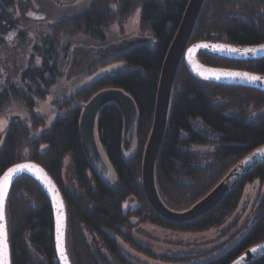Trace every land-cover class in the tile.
Returning <instances> with one entry per match:
<instances>
[{"label": "trees", "instance_id": "obj_1", "mask_svg": "<svg viewBox=\"0 0 264 264\" xmlns=\"http://www.w3.org/2000/svg\"><path fill=\"white\" fill-rule=\"evenodd\" d=\"M188 1L91 0L85 10L74 13L69 7L52 5L50 0H0V52L3 58L12 57L0 69V116L13 102L22 106L23 113L9 121L0 142V175L11 165L31 161L51 177L65 205L66 248L71 264H136L124 255L120 243L152 255L134 240L132 233L137 226L207 232L233 216L248 185L257 183L264 188L263 162L208 213L181 224L160 218L145 198L141 163L160 70ZM136 11L140 36L134 39L141 41L96 62L86 75L117 62L121 64L119 71L99 77L68 98L52 99L49 121L37 115L36 106L65 78L67 58L76 47L71 41L79 38L77 48L86 49V41L105 40L104 32L115 24L124 35L122 25ZM42 12L47 14L45 19L40 17ZM200 41L263 44L264 0H205L188 44ZM197 58L207 66L264 75V59L231 61L207 53H199ZM108 89L120 90L133 100L137 121L134 148L125 157L119 108L108 103L99 111L95 134L111 173L102 179L83 152L78 123L82 106ZM263 144L264 93L199 80L181 61L154 165L160 201L175 212L189 209L238 161ZM203 147L207 152L197 150ZM65 159L68 164L64 169ZM5 215L11 264H58L50 205L32 179L23 176L13 183ZM251 216L252 226L241 240L204 264H229L247 248L264 242V198L254 202ZM250 264H264V257Z\"/></svg>", "mask_w": 264, "mask_h": 264}, {"label": "water", "instance_id": "obj_2", "mask_svg": "<svg viewBox=\"0 0 264 264\" xmlns=\"http://www.w3.org/2000/svg\"><path fill=\"white\" fill-rule=\"evenodd\" d=\"M204 1H188L176 33L166 51L156 90L151 130L142 155L141 183L145 198L154 213L165 221L174 224L191 222L208 213L231 193L234 187L249 172L264 162L263 144L238 161L206 196L182 212L169 210L158 197L154 182V165L165 131L174 79L181 61L187 71L199 80L213 84L249 88L264 93V75L244 70L211 67L198 60L197 55L199 53H207L231 61H258L264 59V51H257L255 53L244 52V49L249 48L260 49L264 47V43L244 46L232 45L220 41H200L189 45V39ZM135 41L141 40L129 38L110 43L104 47L95 49L86 48L85 51H93L99 59L97 62H99L102 59L124 51ZM231 48L238 49L239 51L231 52L227 50ZM229 74L239 75L232 76ZM245 74L248 77H259V79L255 81L247 79L245 78ZM108 103L116 104L122 115V151L125 157H128L133 151L135 124L137 121V109L133 100L120 90L108 89L99 91L82 106L78 123L81 146L89 164L102 179H106L110 175V169L98 148L95 128L99 111ZM19 165H26L27 167L19 172H12L7 187H5L3 183L5 175L9 173L10 169H16ZM23 176L32 179L44 192L49 202L52 213L54 252L57 263L65 264L63 257H66L67 264H71L66 248V210L63 198L47 172L39 164L31 161H23L11 165L0 175V195L3 197L2 207L4 214V219L0 220V264H2L4 232H6L7 239V258L9 264H11L5 208L10 188L18 178ZM261 257H264V242L247 248L229 264H250L252 261Z\"/></svg>", "mask_w": 264, "mask_h": 264}, {"label": "rangeland", "instance_id": "obj_3", "mask_svg": "<svg viewBox=\"0 0 264 264\" xmlns=\"http://www.w3.org/2000/svg\"><path fill=\"white\" fill-rule=\"evenodd\" d=\"M90 1L91 0H50L52 5L64 8L69 7V12L74 13L85 10ZM40 17L45 19L47 14L43 13ZM137 20L138 11L123 23L122 30L124 35L118 32L119 27L115 24L110 26L106 32H104L106 36L105 40L91 39L88 40V42L86 41V44H83V46L95 49L104 47L110 43H115L114 41L125 40L129 37H139L140 35L137 33ZM79 40L80 39L77 38V40L71 41L72 45H76V47L71 49L69 57L67 58L68 68L66 74H64L65 78L63 79V82L60 81V83L53 88V94H50L48 98L36 106L35 111L37 115L42 116L46 121H49L51 118L52 113L50 102L52 99H58L61 98V96L68 98L82 87L94 82L99 77L118 72L121 67V64L118 62L110 63L98 67L96 71L89 75H86L87 70L95 64H92L91 66L80 65L74 68V65H71V55L74 54V51L76 52L77 45L80 43ZM1 56L2 53L0 52V58ZM11 58L12 57H6L0 60V69L4 67L7 61L6 59ZM15 61L18 63L17 60ZM19 62H21V59H19ZM2 76L3 72L0 70V85ZM3 113L5 114L0 116L1 141L4 133L8 129L9 121L23 115L22 106L19 103L13 102ZM206 149L207 148L203 147L198 148L197 150L201 153H205L207 152ZM67 164L68 160L65 159L64 169ZM262 198H264V188L261 189L258 187L257 183H253L245 188L244 196L237 211L219 228L201 233H180L170 232L148 224H143L135 228L132 236L138 244L142 247L148 248L152 255L136 248L134 249L124 243H120L121 248L124 255L136 264H204L226 253L241 240L252 226L253 219L251 216V210L253 204ZM131 204V207L134 208L132 202Z\"/></svg>", "mask_w": 264, "mask_h": 264}, {"label": "snow or ice", "instance_id": "obj_4", "mask_svg": "<svg viewBox=\"0 0 264 264\" xmlns=\"http://www.w3.org/2000/svg\"><path fill=\"white\" fill-rule=\"evenodd\" d=\"M9 39H11V36L9 37ZM223 48V46H221ZM228 51H231V52H237L239 51L238 49H234V48H231V49H227ZM257 51H264V47L260 48V49H256V48H249V49H244V52L248 53V52H251V53H255ZM229 75H232V76H235V75H239V74H229ZM245 78L247 79H250V80H258L259 77H255V76H252V77H248L247 74H245ZM27 167L26 165H19L16 169H10L9 170V173L5 175L4 177V186L7 187V184H8V180H9V177L11 175L12 172H19L21 171L23 168ZM2 204H3V197L2 195H0V220H3L4 219V214H3V207H2ZM3 236H4V239H3V251H2V264H9V260L7 258L8 256V253H7V239H6V232L3 233ZM64 261H65V264H67V258L66 257H63Z\"/></svg>", "mask_w": 264, "mask_h": 264}, {"label": "flooded vegetation", "instance_id": "obj_5", "mask_svg": "<svg viewBox=\"0 0 264 264\" xmlns=\"http://www.w3.org/2000/svg\"><path fill=\"white\" fill-rule=\"evenodd\" d=\"M85 50L86 49L77 48L76 52L74 51V54L71 55V58H74V60L71 62V65H74V68L80 65L91 66L92 64H95L97 60H99L93 51L86 52Z\"/></svg>", "mask_w": 264, "mask_h": 264}]
</instances>
